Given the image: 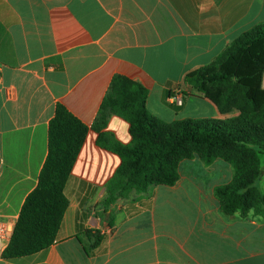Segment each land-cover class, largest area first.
<instances>
[{
  "label": "crops",
  "instance_id": "obj_1",
  "mask_svg": "<svg viewBox=\"0 0 264 264\" xmlns=\"http://www.w3.org/2000/svg\"><path fill=\"white\" fill-rule=\"evenodd\" d=\"M262 24L264 0H0L1 221L15 226L38 185L57 106L89 128L65 188L70 204L57 242L0 264H264V217L228 216L215 195L232 183L231 164L185 160L174 186L105 207L122 159L98 145L93 128L115 75L143 84L149 112L164 122L229 119L186 76ZM251 61L244 57L237 76L264 90V73L239 74ZM105 132L121 144L132 140L130 124L115 114ZM261 161L256 185L264 193ZM95 233L102 240L91 249Z\"/></svg>",
  "mask_w": 264,
  "mask_h": 264
},
{
  "label": "trees",
  "instance_id": "obj_2",
  "mask_svg": "<svg viewBox=\"0 0 264 264\" xmlns=\"http://www.w3.org/2000/svg\"><path fill=\"white\" fill-rule=\"evenodd\" d=\"M245 56L252 60L254 74L264 73V24L242 34L214 65L194 70L185 79L221 114L238 113L226 120L164 122L149 112L150 92L143 84L124 75L114 76L93 126L99 133L98 145L122 159L106 186L105 207L153 186H174L185 160L200 158L211 165L221 159L234 168L232 183L215 190L224 214L245 216L254 210L264 217V193L256 185L263 174L264 90L243 84L237 76ZM113 114L130 124L129 144L105 132ZM88 131L67 108L57 106L38 185L24 202L4 259L33 255L57 242L70 204L65 188ZM93 238L91 249L100 244L102 236L95 233Z\"/></svg>",
  "mask_w": 264,
  "mask_h": 264
},
{
  "label": "built area",
  "instance_id": "obj_3",
  "mask_svg": "<svg viewBox=\"0 0 264 264\" xmlns=\"http://www.w3.org/2000/svg\"><path fill=\"white\" fill-rule=\"evenodd\" d=\"M173 103L182 105V98H173ZM14 224L10 221L0 220V261L4 259L5 252L10 244L14 233Z\"/></svg>",
  "mask_w": 264,
  "mask_h": 264
},
{
  "label": "rangeland",
  "instance_id": "obj_4",
  "mask_svg": "<svg viewBox=\"0 0 264 264\" xmlns=\"http://www.w3.org/2000/svg\"><path fill=\"white\" fill-rule=\"evenodd\" d=\"M251 69H253V65L251 64L250 66H248L246 63L243 64L239 70V74L240 76H243L245 73H247L248 71H250ZM245 81V84H249V80L248 79H244ZM238 113L236 112H233V113H230V114H226V116H230L231 117H235V115H237ZM262 159H264V155H262Z\"/></svg>",
  "mask_w": 264,
  "mask_h": 264
}]
</instances>
